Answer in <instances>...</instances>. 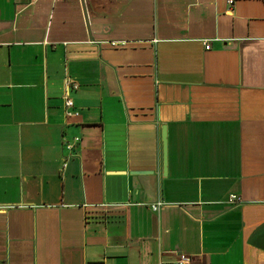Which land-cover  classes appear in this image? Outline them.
<instances>
[{
	"label": "crops",
	"instance_id": "1",
	"mask_svg": "<svg viewBox=\"0 0 264 264\" xmlns=\"http://www.w3.org/2000/svg\"><path fill=\"white\" fill-rule=\"evenodd\" d=\"M228 9L0 0V264H264V0Z\"/></svg>",
	"mask_w": 264,
	"mask_h": 264
},
{
	"label": "built area",
	"instance_id": "2",
	"mask_svg": "<svg viewBox=\"0 0 264 264\" xmlns=\"http://www.w3.org/2000/svg\"><path fill=\"white\" fill-rule=\"evenodd\" d=\"M227 3L229 6L228 11L232 12L234 9L236 0H227ZM125 45H126V43H124V42L123 43H115V42L112 43L113 47H121V46L123 47ZM210 48H211L210 45L206 46V49L210 50ZM79 88H80V86L78 83L71 81L70 79L66 80V91H67L66 93L67 94L65 97V105H66V114L69 117L79 115L78 112L76 111L75 103H74L73 99L71 98V93L74 91H78ZM80 142H81L80 138H75V140L72 143L67 144V148L71 152V156L73 155L72 153L75 152V150H76L77 146L80 144ZM239 200L240 199L235 195H232L230 197V202H236ZM162 207H163L162 203H157V204L152 206V209L155 212H158L162 209ZM175 264H194V260L190 255H187L185 253H180L178 255L176 261H175Z\"/></svg>",
	"mask_w": 264,
	"mask_h": 264
}]
</instances>
